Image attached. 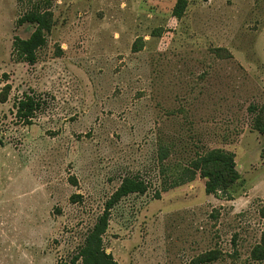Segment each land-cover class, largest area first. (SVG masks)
Returning <instances> with one entry per match:
<instances>
[{
  "label": "rangeland",
  "instance_id": "1",
  "mask_svg": "<svg viewBox=\"0 0 264 264\" xmlns=\"http://www.w3.org/2000/svg\"><path fill=\"white\" fill-rule=\"evenodd\" d=\"M52 14L30 64L15 40ZM26 95L40 104L17 115ZM264 0H0V264H264ZM212 150L239 179L184 169ZM178 179V180H177Z\"/></svg>",
  "mask_w": 264,
  "mask_h": 264
},
{
  "label": "trees",
  "instance_id": "2",
  "mask_svg": "<svg viewBox=\"0 0 264 264\" xmlns=\"http://www.w3.org/2000/svg\"><path fill=\"white\" fill-rule=\"evenodd\" d=\"M51 16L52 14L49 10L38 6L19 20V25L25 23L37 25L35 32L29 39H17L14 43L16 52L30 64H35L37 59L36 51L45 45L44 31L49 29ZM17 108L18 117L30 120L33 118L35 111L40 108V104L34 97L26 95L24 99L19 101ZM260 130L264 133V129ZM184 171L190 174V181L194 180L195 176L200 173L207 180L206 191L208 194L228 190L239 179L234 155L222 150H212L199 156ZM146 191V186L142 181L135 178H126L123 181L119 189L106 203L104 213L99 217L97 224L86 239L85 245L80 252L82 264H117L113 256L107 254L103 249V236L109 225L111 210L123 197L131 193H145Z\"/></svg>",
  "mask_w": 264,
  "mask_h": 264
}]
</instances>
